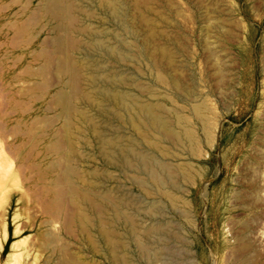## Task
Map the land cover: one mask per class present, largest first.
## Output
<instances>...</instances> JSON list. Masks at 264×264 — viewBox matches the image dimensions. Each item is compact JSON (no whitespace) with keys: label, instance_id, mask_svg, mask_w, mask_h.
<instances>
[{"label":"rangeland","instance_id":"374dc122","mask_svg":"<svg viewBox=\"0 0 264 264\" xmlns=\"http://www.w3.org/2000/svg\"><path fill=\"white\" fill-rule=\"evenodd\" d=\"M78 2L64 19L50 0H0V220L9 206L0 264L20 240L24 264H264V0H123L125 28L103 0ZM95 31L125 48L124 58L104 55L102 68L156 103L174 131L108 121L83 98L82 79L68 81L63 65L88 56ZM60 93L91 122L62 114ZM69 129L75 145L53 152ZM101 134L137 140L164 181L110 164ZM67 159L80 176L72 184L95 198V244L47 213L53 190L72 189L52 184L49 164ZM111 200L120 201L116 222ZM46 232L59 234L56 251L39 245Z\"/></svg>","mask_w":264,"mask_h":264},{"label":"bare ground","instance_id":"6f19581e","mask_svg":"<svg viewBox=\"0 0 264 264\" xmlns=\"http://www.w3.org/2000/svg\"><path fill=\"white\" fill-rule=\"evenodd\" d=\"M103 4L106 7L107 11H109L118 21H120V23L122 24L121 25L122 28L128 26V20L126 17V11L124 8L123 0H103ZM50 6L53 10V13L57 15L59 14L64 19H68L71 16H74L81 9L78 0H50ZM104 32L105 31L103 32L95 31L90 33L89 45L91 44L90 46H93L92 47L93 49L92 50L90 49V53L88 54V56H85L83 58L81 57L77 61L69 62L68 64L63 65V72L66 75L68 81L73 82L77 77L81 78L83 83L87 86L86 88L88 89V92L83 90L84 91L82 92L83 98L91 102V104L96 107L99 116L105 118L108 121L115 120L119 123H129V125H131L132 128L135 130L140 129L144 125H147L157 129H163L166 132L174 131L172 122L167 116H165L164 114L161 113V111H159L156 103L149 101L145 102L141 100L138 96H136L135 94L131 93L126 89L128 88L127 80L123 79L122 77L119 78L117 73L114 71L106 72L102 68V64L100 63L102 58H104V55L110 56L111 54L112 56H115L114 57L115 59L118 58V57L116 58V55L117 56L121 55L123 58L126 57L124 56L125 54L122 53L124 52L123 49H125L123 45L120 42L117 46L109 45L108 44L109 42L107 41V33ZM91 53H93L94 55ZM121 56L119 57L121 58ZM102 77H105V82H106V84H104L103 87H101L100 85L102 82L101 81ZM59 101L61 102L62 114L64 115L78 114L82 122L84 123L91 122L90 115L83 112V110L81 111L77 107L70 105L66 101L64 97V93L59 94ZM200 112H203V110L200 109ZM179 120L182 121L183 123H186L185 119L181 116H179ZM96 129L98 130V128H96L95 126H91L92 131H96ZM68 134L69 135H65L61 137L58 141L56 140H55L56 142L54 141L55 143L52 145L53 152L61 151L63 150L62 148H64L65 146L71 147L75 145L76 140L73 137L74 132L69 129ZM115 135L118 134H114L112 137L111 136L108 137L105 134H101L99 136L98 143H100L99 146L102 149V154L106 157L105 159H107L108 162H110V164L111 163H113L114 165L120 164V166L122 165L124 168L128 170L137 167L139 169L141 167H144L146 170H148V172L158 173L157 177L160 176L158 171L159 161H157V159L155 161L151 155L138 150L137 140H136L137 143H135L134 140V142L125 144L123 140H121L123 139L122 137L120 138L119 135H118L119 137ZM189 138L192 144L196 143V138L193 134H191ZM49 149L51 150V147H49ZM70 160L71 159H67L66 161H68V163L66 164H62L61 162H56V163L53 162L54 164L53 163L52 165L49 164L48 169L50 170L49 171L48 169L46 170V172L48 171V173L50 172L53 174L54 178L53 180H51V182L52 184H54V186L55 184H58V186L72 185V189L70 190V192L66 189L68 191L67 192L63 187H60L58 190H53L50 193L46 204L47 213L52 217L51 221L54 222L60 220L65 221V225L67 226L68 229L77 226L80 229L83 237H85V239L89 241L91 244H95L93 229L96 225L91 215V208L94 204L93 200L95 198H91L86 193L85 189H81L79 186L77 187L76 185L74 186L72 184V182L78 180L80 176L75 165H73L72 162H69ZM164 170L163 172H165ZM163 174L164 173H161V175ZM160 177H161L160 180H162L163 176ZM166 179L169 182L168 178ZM92 183L94 184L93 181ZM95 187H96L95 185L94 187L92 186V188ZM68 193H70L69 194L70 199L68 201L73 207V211L71 214H68L66 211V202H67ZM104 199L109 200V198L107 197H104ZM110 202L113 206V213H114L113 215L114 217H112L111 220L113 222H116V220L120 218L119 216L122 215L120 214L121 212L120 211L121 207H119L120 201L118 202L111 200ZM8 208L9 206H5L1 212L2 218L0 220V254L5 246V241L8 238V229H7V224L5 222V217L7 216ZM126 220L129 225V231L131 233H134L136 229L132 217L127 216ZM105 222L106 220H104V223ZM101 223L102 222H99V224ZM99 224H98V229L101 230L102 226ZM16 234H18V229H16ZM40 236L41 238L39 241V245L41 247L51 248L52 250L56 251V244L60 239L58 233L46 232L41 234ZM102 236H103L102 239L105 242L112 243L113 241L112 235L104 232L102 233ZM25 243L26 240H20L13 243L12 252L10 253V256L6 264H24L26 258L30 256L29 254L30 250H28L27 247H24ZM37 258L38 255H35L34 256L35 263L37 261ZM77 260L76 262H78L79 264L80 262Z\"/></svg>","mask_w":264,"mask_h":264}]
</instances>
